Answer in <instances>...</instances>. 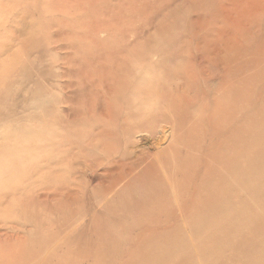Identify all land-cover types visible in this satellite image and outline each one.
Masks as SVG:
<instances>
[{
  "label": "bare ground",
  "instance_id": "bare-ground-1",
  "mask_svg": "<svg viewBox=\"0 0 264 264\" xmlns=\"http://www.w3.org/2000/svg\"><path fill=\"white\" fill-rule=\"evenodd\" d=\"M14 4L24 8L0 25V83L35 49L64 44L52 59L62 70L42 71L48 85L34 92L48 97L50 187L29 182L11 200L35 188L39 204L50 196L69 208L89 196L118 217L186 218L161 261L264 264V0ZM247 192L258 201L249 209Z\"/></svg>",
  "mask_w": 264,
  "mask_h": 264
},
{
  "label": "rangeland",
  "instance_id": "rangeland-1",
  "mask_svg": "<svg viewBox=\"0 0 264 264\" xmlns=\"http://www.w3.org/2000/svg\"><path fill=\"white\" fill-rule=\"evenodd\" d=\"M14 1L0 0V25L6 23L5 18H8L9 11L14 9L19 12L24 8L17 7ZM52 35H56L55 31ZM55 43H51L42 52L35 49L31 56L27 57L26 66L14 74L11 73V79L4 84L0 83V96H6L4 101L0 100V146L2 144L6 147L4 152L0 153V187H7V203L12 202L11 207L4 208L6 203L0 212V233L5 230L8 236L6 239L3 237L4 240L0 238V264H170L168 262L177 258L171 255L169 259L161 261L160 250L166 248L169 242L177 241L179 234L184 233L179 226L185 224L186 218L118 217L101 211L100 205L89 196L83 202L76 201L69 208L62 199L55 200L50 196L39 204L36 192L32 190L35 188H30L27 194L21 195L17 200H11V196L9 197L8 194L15 187L22 189L21 187L27 186L29 182L33 185L41 182L45 188L50 187L47 169V134L51 131L47 126L50 119L47 110L49 105L46 103L48 97L46 93L42 95L40 92H34L37 82H41L45 87L48 85V77L40 76L42 71L59 73L62 70L61 63L53 60L62 57L60 48L64 42ZM1 70L2 62L0 78L1 74L3 75ZM256 87L246 89V94H249L251 100L254 99L252 91ZM17 92L20 94L18 101ZM15 105L18 106L14 111L9 110L10 106ZM256 156L258 157V152ZM24 173L27 175L24 176ZM96 181H93L92 185H95ZM36 191L38 192V189ZM245 202L248 209L254 206L255 202L258 203L257 198L249 192L245 194ZM236 221L240 224L245 222L241 218ZM209 223V229L216 231L221 221L213 219ZM168 226L172 232L167 230ZM245 226L246 224L243 228ZM190 232L191 229L188 228V234ZM141 234L146 238L143 243L138 238ZM191 242L195 244L193 239ZM188 257L195 259V253L192 252ZM187 260L189 259L185 257V261Z\"/></svg>",
  "mask_w": 264,
  "mask_h": 264
}]
</instances>
